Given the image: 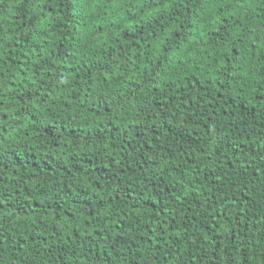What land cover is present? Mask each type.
Listing matches in <instances>:
<instances>
[{"label":"trees","instance_id":"trees-1","mask_svg":"<svg viewBox=\"0 0 264 264\" xmlns=\"http://www.w3.org/2000/svg\"><path fill=\"white\" fill-rule=\"evenodd\" d=\"M0 264H264V0H0Z\"/></svg>","mask_w":264,"mask_h":264}]
</instances>
